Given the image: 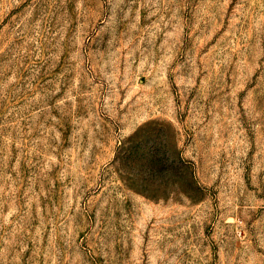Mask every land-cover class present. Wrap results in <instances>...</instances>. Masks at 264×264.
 <instances>
[{"label": "rangeland", "instance_id": "1", "mask_svg": "<svg viewBox=\"0 0 264 264\" xmlns=\"http://www.w3.org/2000/svg\"><path fill=\"white\" fill-rule=\"evenodd\" d=\"M0 264H264V0H0Z\"/></svg>", "mask_w": 264, "mask_h": 264}]
</instances>
